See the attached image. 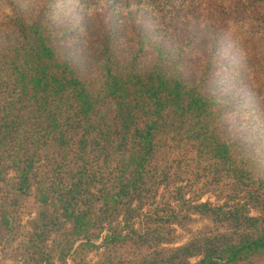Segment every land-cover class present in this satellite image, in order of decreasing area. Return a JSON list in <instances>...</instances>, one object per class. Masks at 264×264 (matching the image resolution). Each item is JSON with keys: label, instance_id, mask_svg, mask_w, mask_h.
Listing matches in <instances>:
<instances>
[{"label": "trees", "instance_id": "16d2710c", "mask_svg": "<svg viewBox=\"0 0 264 264\" xmlns=\"http://www.w3.org/2000/svg\"><path fill=\"white\" fill-rule=\"evenodd\" d=\"M61 1L0 0L2 224L15 225L30 196L35 215L26 238L33 250L44 230L68 221L66 232L87 233L91 219H108L135 193L171 136L195 148L199 163L206 158L264 185V150L226 125L224 111L235 104L215 75L221 44L233 38L212 15L241 0H212L201 9L196 0H112L106 12L100 3L109 0ZM70 1L79 2V19L60 24ZM249 20L237 24L248 28ZM238 58L244 72L232 65V82L250 80L254 61ZM243 103L250 120L252 105ZM224 251L223 264L260 253L264 232ZM211 254L207 249L195 264H218Z\"/></svg>", "mask_w": 264, "mask_h": 264}, {"label": "rangeland", "instance_id": "374dc122", "mask_svg": "<svg viewBox=\"0 0 264 264\" xmlns=\"http://www.w3.org/2000/svg\"><path fill=\"white\" fill-rule=\"evenodd\" d=\"M241 1L229 9L217 8L212 15L214 26L227 28L233 38L231 42L229 36L230 42L221 44L215 75L224 96L235 104L224 111L226 125L236 135L243 130L250 145L255 141V149L264 150V123L257 111L260 98L264 99V0ZM78 3L70 1L60 24L78 21ZM112 3L101 1L100 6L105 4L106 12ZM194 3L200 9L214 4L212 0ZM244 17L250 19L248 28L237 24ZM240 53L254 61V74L250 80L241 75L232 82L231 67L239 66L238 70L244 72ZM244 100L252 105L250 120L246 118L251 112H247ZM160 151L148 172L139 178L135 193L125 196L108 219H91L87 233L83 232L85 237L66 232L68 221L61 227L44 230L33 250L26 233L35 211L31 209L30 196L25 198V207L16 213L15 225L6 226L0 221V264H37V260L40 264H195L207 249L212 250L213 261L223 264L229 252L221 253L222 249L253 241L264 232L263 184L239 172L215 169L206 158L199 163L195 148L175 136L165 139ZM4 172L7 178L12 175L8 169ZM113 231L115 240L109 242L107 236ZM70 238H75L72 243ZM86 238L89 244H79ZM75 247L79 248L73 252ZM259 252H243L236 264H264V251Z\"/></svg>", "mask_w": 264, "mask_h": 264}]
</instances>
